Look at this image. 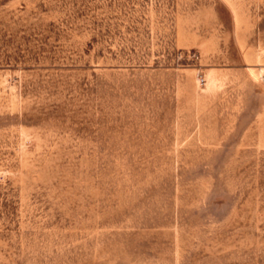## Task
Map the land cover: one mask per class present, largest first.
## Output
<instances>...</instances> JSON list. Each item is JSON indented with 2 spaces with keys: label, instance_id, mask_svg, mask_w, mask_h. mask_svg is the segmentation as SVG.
<instances>
[{
  "label": "rangeland",
  "instance_id": "rangeland-1",
  "mask_svg": "<svg viewBox=\"0 0 264 264\" xmlns=\"http://www.w3.org/2000/svg\"><path fill=\"white\" fill-rule=\"evenodd\" d=\"M0 264H264V0H0Z\"/></svg>",
  "mask_w": 264,
  "mask_h": 264
}]
</instances>
